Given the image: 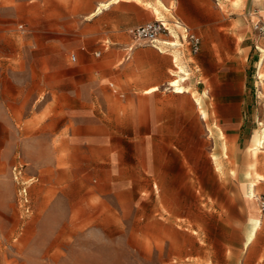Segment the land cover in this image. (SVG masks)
I'll return each instance as SVG.
<instances>
[{"label":"rangeland","instance_id":"374dc122","mask_svg":"<svg viewBox=\"0 0 264 264\" xmlns=\"http://www.w3.org/2000/svg\"><path fill=\"white\" fill-rule=\"evenodd\" d=\"M133 1L162 10L139 6L143 22L167 10ZM263 1H202L231 15L233 42L230 61L207 65L201 88L226 80L245 91L249 120L244 140L213 155L218 175L207 176L198 174L206 160L145 159V129L113 120L130 99L120 47L147 42L120 30L111 11L95 14L112 0H0V264H264L260 207L246 243L252 184L264 194V142L254 147L255 135L264 141V36L255 28ZM18 161L29 203H19ZM152 164L166 174L150 175Z\"/></svg>","mask_w":264,"mask_h":264},{"label":"crops","instance_id":"0c3cea01","mask_svg":"<svg viewBox=\"0 0 264 264\" xmlns=\"http://www.w3.org/2000/svg\"><path fill=\"white\" fill-rule=\"evenodd\" d=\"M161 1L160 6L167 10L162 17L155 19L164 20L170 27L171 34H161L157 44L139 41L122 43L120 49L125 53L126 63L121 73L127 81L124 89L129 91L130 99L124 109L127 115L121 116V106L117 105L112 111L117 114L113 120L122 126L145 129L141 135L146 145L145 159L163 160L166 153H175V156L169 158L181 161L206 160V170L198 174L216 176L218 173L213 155L220 156L223 151L225 154L231 142L244 140L249 130L245 101L241 98L245 91L233 92L230 85L225 86L228 83L226 80L222 81L224 86L218 90L201 88L202 76H210L207 65L215 67L230 61L232 17L221 8L206 7V3L202 1L207 0ZM178 1L183 2L179 4ZM110 5L101 8L100 5L97 6L95 14L98 16L107 10L111 11L112 22L125 32L131 27L146 23L139 18V6L148 10L150 15L162 11L157 5L152 10L133 0L124 3L117 0ZM155 7L159 11H155ZM178 21L201 37L199 53L193 54L188 42L182 40L183 28ZM108 48L106 41L102 44V49ZM94 54L100 56L102 50H97ZM177 63L185 70L179 73L187 77L184 83L187 91H174L169 84L178 75ZM113 90L120 95L125 94L118 88ZM191 90L197 92L201 103L193 97ZM202 110L206 111V116H203ZM193 128L197 130L192 131ZM23 168L22 162L18 161L12 166V173L14 179L21 183L19 203H29L30 183L26 180ZM162 169V166L152 164L149 168L150 175L166 174Z\"/></svg>","mask_w":264,"mask_h":264},{"label":"built area","instance_id":"2783aa9c","mask_svg":"<svg viewBox=\"0 0 264 264\" xmlns=\"http://www.w3.org/2000/svg\"><path fill=\"white\" fill-rule=\"evenodd\" d=\"M179 26L183 28L182 40H186L190 46L191 52L197 54L201 48V37L192 32L188 26L178 21ZM256 30L264 36V15L255 23ZM130 33L135 39L144 40L147 43L157 44L160 41L161 34H171V29L164 20L155 19L130 29ZM75 53L72 54V60H76ZM259 207L264 215V194L259 197Z\"/></svg>","mask_w":264,"mask_h":264},{"label":"bare ground","instance_id":"6f19581e","mask_svg":"<svg viewBox=\"0 0 264 264\" xmlns=\"http://www.w3.org/2000/svg\"><path fill=\"white\" fill-rule=\"evenodd\" d=\"M115 1V0H114ZM161 0H159L160 2ZM113 2V1H112ZM163 2V1H161ZM164 4V3H163ZM101 6H107V3H102L100 4ZM162 5V3H161ZM101 6L99 8H101ZM155 11H159L158 7H155ZM157 13V12H156ZM261 13V12H260ZM173 43H175V41H172ZM177 60V59H176ZM179 61V60H178ZM262 64V62H261ZM176 65V64H175ZM261 66V65H260ZM177 67H178V75L176 77H174L170 82V86L173 88L174 91L177 92H182L185 91V76L183 74H180L179 72H183L185 71L184 68L182 67L181 64L177 63ZM263 67V66H262ZM261 71V70H260ZM260 75H264V73L261 71ZM264 79V78H263ZM187 91V90H186ZM198 103H200L199 98H198ZM199 106V105H198ZM203 116H206L207 113L205 110H202ZM264 141L261 140L260 136L255 135L254 136V147L257 150V148L263 143ZM261 147V146H260ZM258 151V150H257ZM256 151V152H257ZM255 152V151H254ZM257 154V153H256ZM257 180V179H256ZM255 181V180H254ZM248 198H249V203H250V212H251V218L253 220V224H252V228L251 230L248 232L247 234V240L246 243H250L254 237L256 236V233L258 231V229L260 228L261 224H262V219L261 216L259 215V204H258V200L259 197L257 196V193L255 191V183L252 184L251 186V193L248 194Z\"/></svg>","mask_w":264,"mask_h":264}]
</instances>
